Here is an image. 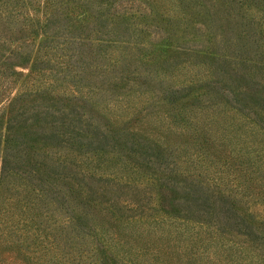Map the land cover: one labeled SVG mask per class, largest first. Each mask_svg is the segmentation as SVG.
Masks as SVG:
<instances>
[{
	"label": "trees",
	"instance_id": "1",
	"mask_svg": "<svg viewBox=\"0 0 264 264\" xmlns=\"http://www.w3.org/2000/svg\"><path fill=\"white\" fill-rule=\"evenodd\" d=\"M9 259L264 264V0H0Z\"/></svg>",
	"mask_w": 264,
	"mask_h": 264
},
{
	"label": "rangeland",
	"instance_id": "2",
	"mask_svg": "<svg viewBox=\"0 0 264 264\" xmlns=\"http://www.w3.org/2000/svg\"><path fill=\"white\" fill-rule=\"evenodd\" d=\"M38 37L39 36H35L34 39L37 41L38 40ZM2 255H5V253H3ZM9 260H10L9 261L10 264H21L20 261H18V259H15V260L9 259ZM253 264H259V263L254 262Z\"/></svg>",
	"mask_w": 264,
	"mask_h": 264
}]
</instances>
